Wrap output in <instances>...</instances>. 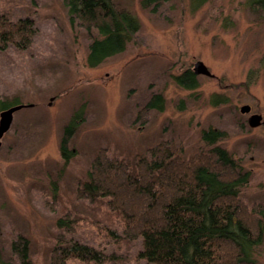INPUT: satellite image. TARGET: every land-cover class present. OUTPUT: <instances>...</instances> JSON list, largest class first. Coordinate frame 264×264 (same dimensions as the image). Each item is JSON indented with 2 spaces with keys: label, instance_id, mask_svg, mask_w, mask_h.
<instances>
[{
  "label": "rangeland",
  "instance_id": "374dc122",
  "mask_svg": "<svg viewBox=\"0 0 264 264\" xmlns=\"http://www.w3.org/2000/svg\"><path fill=\"white\" fill-rule=\"evenodd\" d=\"M112 1L140 29L123 51L92 65L88 32L63 0H0V15L29 16L38 30L29 49L0 51V101L31 104L14 112L0 145V261L20 264L12 242L24 236L33 264H50L54 246L73 240L108 256L66 264H151L137 258L139 240L114 236L122 224L104 198L79 196L101 147L134 159L162 140L187 156L219 145L249 174L243 200L264 205V8L246 0ZM197 60L213 75L196 74L197 86L186 88L176 77ZM154 95L158 108L145 109ZM244 104L250 112L240 111ZM252 113L262 115L260 125L250 126ZM74 121L65 158L61 141ZM209 128L223 132L213 145L202 139ZM65 214L71 231L56 226ZM251 257L264 264V240Z\"/></svg>",
  "mask_w": 264,
  "mask_h": 264
},
{
  "label": "trees",
  "instance_id": "16d2710c",
  "mask_svg": "<svg viewBox=\"0 0 264 264\" xmlns=\"http://www.w3.org/2000/svg\"><path fill=\"white\" fill-rule=\"evenodd\" d=\"M63 1L72 21L88 32L92 65L123 51L140 29L138 17L119 9L112 0ZM164 1L141 3L158 6ZM246 1L254 9L264 8V0ZM37 32L29 16L14 20L1 14L0 51L11 46L29 49ZM176 79L186 88L197 86L196 74L190 69ZM159 99L154 95L145 109L157 107ZM9 106L0 101V111ZM75 124L71 122L64 130L61 149L65 158ZM222 137L221 130L202 132L209 145ZM248 181L249 174L241 171L239 162L224 147L213 145L187 156L169 140H162L134 159L112 155L101 147L78 193L91 201L104 198L108 208L118 212L122 224L121 234L113 230L114 236L139 240L137 258L151 264H258L251 254L264 240V205L243 200L240 186ZM70 215L58 217L56 226L71 231ZM29 245L24 236L12 242L20 264H33ZM107 256L103 249L73 240L66 246H54L50 264H66L70 259L98 263Z\"/></svg>",
  "mask_w": 264,
  "mask_h": 264
},
{
  "label": "water",
  "instance_id": "95a60500",
  "mask_svg": "<svg viewBox=\"0 0 264 264\" xmlns=\"http://www.w3.org/2000/svg\"><path fill=\"white\" fill-rule=\"evenodd\" d=\"M193 71L195 74H205L208 76L213 75L207 65L201 61L197 60L195 62ZM31 104H16L9 106L0 111V145L2 143V138L4 134L11 128L14 118V112L24 106H29ZM240 111L242 113H248L251 111V106L249 104H244L241 106ZM248 122L250 126L255 127L262 123V115L260 113H252L248 117Z\"/></svg>",
  "mask_w": 264,
  "mask_h": 264
}]
</instances>
